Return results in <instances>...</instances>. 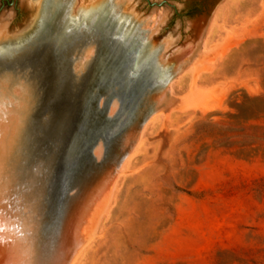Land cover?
<instances>
[{"label":"rangeland","instance_id":"1","mask_svg":"<svg viewBox=\"0 0 264 264\" xmlns=\"http://www.w3.org/2000/svg\"><path fill=\"white\" fill-rule=\"evenodd\" d=\"M32 1L39 4L36 32L22 43L0 45V60L38 58L36 63L43 67L40 82L46 88L30 90L28 102L21 104L22 120L9 154L13 183L0 192V212L11 215L20 210L32 214L33 201L40 198L29 196L32 181L25 186L27 179L17 170L22 145L33 150L32 170L39 177L43 153L57 154V165L68 141L69 135L63 138L62 129L48 126L46 117L54 113L59 122L65 121L63 126H70L69 108L61 113L58 109L69 49L80 41L98 42V56L104 65H112L122 51L134 52L137 60L141 46L130 17L122 16L130 13L123 9L128 2L120 4L116 14L111 2L74 12L72 0ZM160 1L129 3L136 8L133 15L145 13L140 19L146 18L145 28L154 29L158 23L167 34L184 31L187 19L203 13L207 3L153 4ZM28 15L22 0H5L3 5L0 1V25L18 30ZM141 61L150 68L149 82L155 83L151 63ZM11 89L23 94L19 84ZM165 91L164 104L144 124L118 173L107 180L110 189L103 207L92 218L86 216L93 212L96 193L89 208H84L86 200L79 208L84 215L77 234L85 227L89 232L69 264H264V0L220 2L209 17L198 53L162 94ZM112 136L109 132L107 140ZM56 165L50 167L49 179ZM73 191L66 181L62 198ZM17 204L20 210L14 209ZM17 226L8 229V237L0 236V264H20L19 256L30 253L32 230L23 241L25 234L13 236ZM46 234L52 252L56 244L51 231Z\"/></svg>","mask_w":264,"mask_h":264},{"label":"water","instance_id":"2","mask_svg":"<svg viewBox=\"0 0 264 264\" xmlns=\"http://www.w3.org/2000/svg\"><path fill=\"white\" fill-rule=\"evenodd\" d=\"M0 1L2 5L5 3V0ZM72 1L75 4L74 12L90 11L99 6V3L80 5L77 0ZM222 1L207 0L204 12L190 16L183 24L184 31L179 34L177 31L167 34V30L161 28L158 23H155L154 29L145 28L143 25L146 19L140 20L145 13H122V16L130 17L129 22L135 26L140 37L141 46L137 60L134 52L122 51L115 57L112 65H104L105 60L100 59L97 53L100 44L95 41H80L69 49L70 58L64 71L66 82L60 88L62 99L58 102V109L61 113L69 108L70 126H63L65 121L59 122L54 113L46 117L48 126L62 129L63 138L69 135L57 160L59 163H55L57 154L54 152L43 153V170L38 173L39 177H35L31 163L33 150L25 144L22 145V155L17 165L22 175L20 177L27 179L25 186H30L28 180L32 181L33 188L29 196L40 197L33 201L34 212H27L31 220L23 218L22 213L20 215V222L25 226L27 222L32 224L26 226L28 229L24 231L16 230L13 235L16 237L18 234L19 237L25 234L22 238L24 241L29 235L28 230H32L30 253L19 256L20 264H69L77 249L75 235L82 217L79 208L85 200L87 202L84 208L89 205L95 194L115 174L131 152L144 124L167 99V92H162L168 83L184 70L198 53L209 17ZM102 2H111L116 14L120 11L121 7L111 0ZM162 2L165 0L153 4L159 6ZM7 4L10 5L11 2L7 1ZM167 18L168 16L166 20ZM37 25L38 19L29 28H23L22 25L18 30H11L7 26V33L0 36V45L19 44L28 40L36 32ZM90 46L92 48H88ZM142 58L151 63V73L157 75L155 83L149 82L147 71L150 68L143 66ZM37 59L30 55H19L10 61L0 60V80H9V85L19 84L27 94L30 90L43 92L46 89L40 82V70L42 71L43 67L42 64L39 66V63H36L39 62ZM28 67L31 71L24 70ZM20 79L22 82H19ZM109 132H113V136L107 140ZM54 164L56 174L54 178L49 179L48 172ZM66 181L74 191L64 199L62 189L65 188ZM2 215L4 218H14L8 212ZM46 230L51 231V238L54 245L56 244L52 252L49 250L52 244L48 243ZM13 264L19 263L14 260Z\"/></svg>","mask_w":264,"mask_h":264},{"label":"bare ground","instance_id":"3","mask_svg":"<svg viewBox=\"0 0 264 264\" xmlns=\"http://www.w3.org/2000/svg\"><path fill=\"white\" fill-rule=\"evenodd\" d=\"M102 1H104V0H77L78 4H80V5L98 4ZM111 1H114V0H111ZM114 3L117 6H120V4L124 5L125 3H127L123 9H129L130 13L134 14V10H133L134 7L132 6L133 2L131 4V3H129V0H117ZM22 5H23V7H25L29 11V15H28L25 23L23 24L24 25L23 28H29L36 21L38 9H39V4H34V2L32 0H22ZM6 33H7V24L2 23L0 25V36L3 34L5 35ZM196 63L197 62L193 63L194 67H195ZM195 69H196V67H195ZM9 83H10L9 80H7V79L3 80V81L0 80V192H6L8 190L7 188L9 187V185H11L13 183V170L11 169L13 166H12V163L10 161L11 155H9V154H10V151L12 150L13 146H15L18 130L20 127V122L22 120V112L23 111H22V105L21 104L26 103V101H27V98H26L27 91L22 89V87H21V89H22L21 91H23L22 92L23 96L21 95V93L15 94V93H13V91L11 89V85H9ZM13 155H15V154H13ZM16 158L18 159L17 156H16ZM117 173H118V171H117ZM113 176H111L109 178V180ZM108 181H107V185L103 186L101 188V190L97 192V195H96L94 201L91 203L90 208H91V211H93V212L91 214H89V212H88L86 215L89 217V219H90V217L92 218L93 213L100 210L103 207V205L105 204V200L107 198V195H108L109 189H110V185H108ZM19 206H20V204H17L14 209L20 210ZM27 212H28V210H26V211L20 210L19 213L13 215L14 218L6 217V218H8V221L11 220V223L6 221L7 219L3 217L4 215L0 216V228L5 226L4 231H3L4 234L1 235V233H0V236L8 237L9 232H7V231H8V229H10L13 226L14 223L16 224V226H17V224L18 225L20 224L19 226L16 227L17 231H19V230L24 231L26 226L24 223H22V221L20 222V220H21L20 215L23 214V216L28 220V213ZM94 218H93V222H94ZM5 224H7V225H5ZM78 224L80 225V222ZM79 225L77 227L76 235H75V240L78 242L77 245L79 244L78 248H80L82 245H84V242H85L86 237H87L88 232H89L88 227H85L84 229L81 230V232L79 231V233L77 234V231L79 229ZM77 236L81 240L80 243L77 240ZM10 244H9V247H10ZM0 251L3 252L2 247L0 248ZM6 251H8V250H4V252H6Z\"/></svg>","mask_w":264,"mask_h":264}]
</instances>
